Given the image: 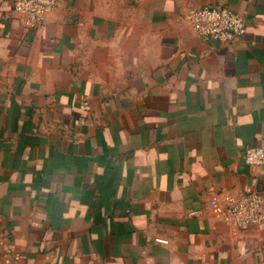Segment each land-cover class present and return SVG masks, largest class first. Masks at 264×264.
Masks as SVG:
<instances>
[{
	"label": "crops",
	"instance_id": "obj_1",
	"mask_svg": "<svg viewBox=\"0 0 264 264\" xmlns=\"http://www.w3.org/2000/svg\"><path fill=\"white\" fill-rule=\"evenodd\" d=\"M221 4L245 32L183 19ZM264 0H0V253L21 264H264Z\"/></svg>",
	"mask_w": 264,
	"mask_h": 264
},
{
	"label": "built area",
	"instance_id": "obj_2",
	"mask_svg": "<svg viewBox=\"0 0 264 264\" xmlns=\"http://www.w3.org/2000/svg\"><path fill=\"white\" fill-rule=\"evenodd\" d=\"M14 11L24 24L32 29L42 27L44 18L56 4V0H12ZM196 33L205 38L231 42L241 36L246 23L240 13L221 4H206L190 9L183 15ZM245 160L254 165H264V146L247 145ZM225 213L238 227L260 224L264 221L263 196L260 191H240L226 202Z\"/></svg>",
	"mask_w": 264,
	"mask_h": 264
},
{
	"label": "rangeland",
	"instance_id": "obj_3",
	"mask_svg": "<svg viewBox=\"0 0 264 264\" xmlns=\"http://www.w3.org/2000/svg\"><path fill=\"white\" fill-rule=\"evenodd\" d=\"M0 264H21L16 259L9 255L0 253Z\"/></svg>",
	"mask_w": 264,
	"mask_h": 264
}]
</instances>
